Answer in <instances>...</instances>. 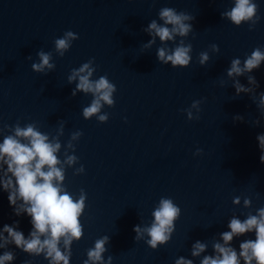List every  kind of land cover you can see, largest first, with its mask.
<instances>
[{
	"label": "clouds",
	"instance_id": "obj_1",
	"mask_svg": "<svg viewBox=\"0 0 264 264\" xmlns=\"http://www.w3.org/2000/svg\"><path fill=\"white\" fill-rule=\"evenodd\" d=\"M259 5L254 0H234V6L223 13L222 19H227L236 26L249 23V30H254L255 25L260 21L258 15ZM158 18L152 19L148 26L143 29L151 36V39L143 44V48L151 49L159 38L163 46L157 49V59L163 65L171 64L173 68H187L192 63L193 46L185 40L194 28L192 22L195 16L175 8L162 7L159 9ZM162 22V23H161ZM181 38L177 43V38ZM79 39L72 31H66L61 38L54 41L55 51L63 57L72 47V42ZM168 42L175 46L169 47ZM211 51L220 52L217 44L211 45ZM39 62L32 63L31 67L36 73L48 74L53 71L56 65L52 62L51 52H38ZM31 59V57H29ZM210 61L209 52L199 54V63L205 66ZM264 62V51L260 47L255 48L252 53L244 58H234L227 69V77L232 80L236 96L250 94L251 99L257 104L264 116V92L257 95L256 89L259 82L251 75L254 70L260 68ZM95 60L90 59L79 68L71 70L68 76V83H75L72 96L78 92L85 95L90 94L93 99L84 107L82 115L84 119L90 120L96 117L99 122L106 123L109 114L102 113L105 105H115L114 94L117 92L106 75L93 79L97 68ZM246 76L248 85L240 82L239 77ZM223 83V82H222ZM202 101H194L191 108L185 110L189 120L199 119L193 114L200 111ZM234 120L243 121V116H235ZM61 121L60 127L55 136L43 133L36 123H28L21 126L17 122L14 126L4 125L0 127V134L5 130L10 134L4 135L0 143V186L8 193V200L14 209L16 216L25 213L31 218L32 230L27 238L19 229V221L13 225L5 224L0 230V249H8L9 245H15L21 251L33 257L43 256L49 264H70L72 257V245L80 241L84 236V226L81 217L85 213L87 193L80 190L78 198H75L65 187L66 169L73 167L79 162L75 154V142L83 135L82 131L72 133L64 150V159L59 158L62 149L60 137L64 135V124ZM255 125L260 120L254 121ZM261 150L260 161L264 163V134L257 136ZM202 149H198L196 155H201ZM85 172L81 165L75 169V174ZM233 203L241 205V197H234ZM243 207L251 208L252 199L245 197ZM154 220L150 226L141 227L136 225L134 239L139 242L145 240L146 244L153 250L166 245L172 239L175 232V224L181 217V208L173 199L161 197L158 205L152 212ZM228 228L219 234V239L213 245V255H204L200 264H264V207L256 209V214L248 212L244 220L238 216H232ZM255 233V239L241 241L239 251L232 246L234 238L244 236L247 233ZM7 234V235H5ZM222 241V242H221ZM110 243L109 236H103L95 241L94 247L87 250V259L83 264H112L113 257L108 256L105 260V253L108 251L106 245ZM208 249V244L197 240L191 249V256L200 258ZM16 259V253L6 250L0 255V264H12ZM23 264H32L30 260L23 261ZM175 264H194L193 259L180 256Z\"/></svg>",
	"mask_w": 264,
	"mask_h": 264
},
{
	"label": "water",
	"instance_id": "obj_2",
	"mask_svg": "<svg viewBox=\"0 0 264 264\" xmlns=\"http://www.w3.org/2000/svg\"><path fill=\"white\" fill-rule=\"evenodd\" d=\"M17 122H19V120L0 102V127H3L4 125L14 126ZM21 126L23 127L22 124ZM8 134L10 133L7 132V130H5L3 134H0V143L3 142L4 135ZM64 183L67 190L75 198H78L81 189L67 173ZM86 205L85 213L81 217V223L84 226V236L80 241L73 243L70 264H83L84 260L87 259V250L94 247L97 239L106 235L110 237V243L106 245L108 251L105 253V260H107L108 256H112V264H139L103 215L89 199H87ZM15 221H19L18 230L22 231L27 238L32 230L31 218L26 213L22 216H16L14 214V209L8 200V193L3 190L2 186H0V230L3 229L5 224L13 225ZM6 250H12L16 253V259L12 264H23V261L25 260H30L32 264H49L43 256H30L21 251L14 244L9 245L8 249H0V255Z\"/></svg>",
	"mask_w": 264,
	"mask_h": 264
}]
</instances>
